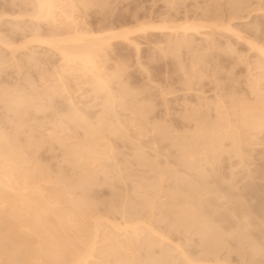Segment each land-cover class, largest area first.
Instances as JSON below:
<instances>
[{"label":"rangeland","instance_id":"rangeland-1","mask_svg":"<svg viewBox=\"0 0 264 264\" xmlns=\"http://www.w3.org/2000/svg\"><path fill=\"white\" fill-rule=\"evenodd\" d=\"M0 264H264V0H0Z\"/></svg>","mask_w":264,"mask_h":264},{"label":"bare ground","instance_id":"bare-ground-1","mask_svg":"<svg viewBox=\"0 0 264 264\" xmlns=\"http://www.w3.org/2000/svg\"><path fill=\"white\" fill-rule=\"evenodd\" d=\"M49 5H50V4H48V7H49ZM142 30H144V29H142ZM124 35H126V34H124ZM124 35H123V36L121 35V37H124Z\"/></svg>","mask_w":264,"mask_h":264}]
</instances>
